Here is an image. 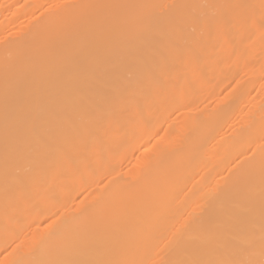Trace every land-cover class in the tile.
Masks as SVG:
<instances>
[{
  "label": "bare ground",
  "instance_id": "bare-ground-1",
  "mask_svg": "<svg viewBox=\"0 0 264 264\" xmlns=\"http://www.w3.org/2000/svg\"><path fill=\"white\" fill-rule=\"evenodd\" d=\"M263 67L264 0H0V264H264Z\"/></svg>",
  "mask_w": 264,
  "mask_h": 264
},
{
  "label": "rangeland",
  "instance_id": "rangeland-1",
  "mask_svg": "<svg viewBox=\"0 0 264 264\" xmlns=\"http://www.w3.org/2000/svg\"><path fill=\"white\" fill-rule=\"evenodd\" d=\"M260 66H263V65H260ZM260 66H259V67H260ZM257 67H258V66H257ZM259 67H258V68H259ZM263 68H264V67H263ZM257 70H258V69H257ZM261 70H262V69H261ZM263 70H264V69H263ZM263 70H262V71H263ZM243 73L245 74V72H243ZM259 73L262 74L261 71H259ZM263 73H264V71H263ZM241 74H242V73H241ZM241 74H240V75H241ZM256 74H258V71H257V73H255V75H256ZM244 76H245V75H244ZM244 76H243V77H244ZM247 76H248V75H246L245 77H247ZM252 76H254V74H253ZM247 79H248V78H245L244 80L246 81ZM242 80H243V79H242ZM244 80H243V81H244ZM238 81H239V80H238ZM241 82H242V81H241ZM255 91H256V90H255ZM253 92H254V91H253ZM253 92H252V93H253ZM205 93H206V92H203V94H205ZM254 93H255V92H254ZM206 94H207V93H206ZM258 94H259V92H257V95H258ZM252 95H253V94H252ZM255 95H256V94H255ZM204 96H205V95H203L202 97H204ZM205 97H207V96H205ZM205 97H204V98H205ZM257 97H258V96H257ZM202 99H203V98H202ZM160 128H161V129H160ZM160 128H159V131H160V130L162 131V129L164 128L163 125H162ZM136 154H137V153H136ZM137 155H138V154H137ZM133 156H134V155H133ZM135 156H136V155H135ZM135 156H134V157H135ZM134 157H133V158H134ZM124 159H125V158H124ZM124 159H122V160L124 161ZM119 160H121V159H119ZM119 160H117V161H119ZM123 161H122V162H123ZM132 161H134V160H132ZM122 162H121V163H122ZM122 164H123V163H122ZM124 165H125V162H124ZM82 183H83V182H80L79 184L82 185ZM102 183H103V182H102ZM85 184H86V183H85ZM99 184H101V183H99ZM78 199H79V198H78ZM29 219H30V220H29ZM28 220H29V221L26 220V221L24 222L25 225H23V226H24V227L26 226V227L23 228V229H22V227H21V229H20V233H22L21 231L26 232V231L28 230V228L31 227L30 224H32V222H31V221H32V218H28ZM26 222H27L28 224H27ZM29 223H30V224H29ZM27 226H29V227H27ZM25 229H26V230H25ZM23 234H24V233H22V235H23Z\"/></svg>",
  "mask_w": 264,
  "mask_h": 264
}]
</instances>
